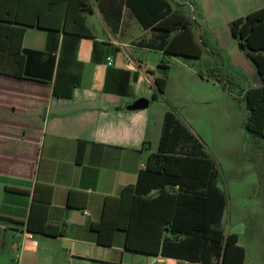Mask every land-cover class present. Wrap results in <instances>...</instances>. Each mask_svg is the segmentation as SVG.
<instances>
[{
	"label": "crops",
	"instance_id": "crops-1",
	"mask_svg": "<svg viewBox=\"0 0 264 264\" xmlns=\"http://www.w3.org/2000/svg\"><path fill=\"white\" fill-rule=\"evenodd\" d=\"M86 1L92 37L27 26L29 75L0 74V252L9 247L7 264H183L128 250L123 230L109 245L97 242L92 224L105 198L136 183L170 109L151 108L158 75L142 52L159 47L158 33L136 41L137 19L125 6ZM6 8L51 28L64 22L57 0H7ZM140 98L149 105L131 108Z\"/></svg>",
	"mask_w": 264,
	"mask_h": 264
},
{
	"label": "trees",
	"instance_id": "trees-1",
	"mask_svg": "<svg viewBox=\"0 0 264 264\" xmlns=\"http://www.w3.org/2000/svg\"><path fill=\"white\" fill-rule=\"evenodd\" d=\"M65 7L64 22L51 28L40 18L21 20L0 0V74L24 77L27 55L23 39L27 26L63 30L76 36L92 37L83 11L86 0H57ZM100 5L102 6V0ZM143 28H159L156 41L166 55L199 58L202 46L196 40L191 19L174 10L169 0H117ZM178 27L170 34L173 27ZM232 35L254 62L261 84L241 95L246 101V129L264 138V6L230 22ZM163 76L155 78L153 99L165 93L169 64L159 62ZM80 142L78 159L84 153ZM219 169L202 141L172 110L165 113L158 148L141 169L135 184L125 186L119 195L107 196L99 222L92 224L97 242L109 245L117 230L126 232L128 250L161 254L183 264H243L245 248L237 233H226L222 219L227 206L226 193L217 183ZM31 224L27 229L33 231ZM37 228V227H35ZM52 226L46 225V233ZM37 231V230H36Z\"/></svg>",
	"mask_w": 264,
	"mask_h": 264
},
{
	"label": "rangeland",
	"instance_id": "rangeland-1",
	"mask_svg": "<svg viewBox=\"0 0 264 264\" xmlns=\"http://www.w3.org/2000/svg\"><path fill=\"white\" fill-rule=\"evenodd\" d=\"M169 1L191 19L203 53L192 58L166 55L160 47L142 51L158 76L164 73L159 62L165 59L169 64L165 93L152 101L151 108L174 111L200 138L216 162L217 183L227 196L222 227L239 235L246 250L243 264H264V138L246 129L248 109L241 95L258 85L260 76L230 29L232 20L263 7L264 0ZM137 24L131 29L136 41L151 42L152 34L161 33L159 28L145 31ZM93 27L99 29L96 23ZM177 30L176 26L169 32ZM9 250L8 246L1 250L0 264H7Z\"/></svg>",
	"mask_w": 264,
	"mask_h": 264
},
{
	"label": "water",
	"instance_id": "water-1",
	"mask_svg": "<svg viewBox=\"0 0 264 264\" xmlns=\"http://www.w3.org/2000/svg\"><path fill=\"white\" fill-rule=\"evenodd\" d=\"M240 46L242 47V43L240 42ZM149 105V100L146 98H140L137 101L133 102L132 105L130 106L133 109H138V108H144Z\"/></svg>",
	"mask_w": 264,
	"mask_h": 264
},
{
	"label": "built area",
	"instance_id": "built-area-1",
	"mask_svg": "<svg viewBox=\"0 0 264 264\" xmlns=\"http://www.w3.org/2000/svg\"><path fill=\"white\" fill-rule=\"evenodd\" d=\"M108 60L110 62V64H112V58L108 57ZM29 237L32 238L34 236V234L32 232L28 233Z\"/></svg>",
	"mask_w": 264,
	"mask_h": 264
}]
</instances>
